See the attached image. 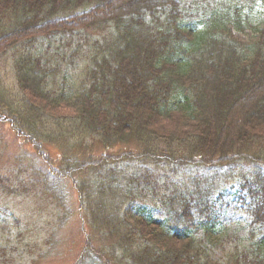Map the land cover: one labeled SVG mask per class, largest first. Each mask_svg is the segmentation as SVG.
<instances>
[{
	"label": "trees",
	"instance_id": "1",
	"mask_svg": "<svg viewBox=\"0 0 264 264\" xmlns=\"http://www.w3.org/2000/svg\"><path fill=\"white\" fill-rule=\"evenodd\" d=\"M12 50L0 110L53 168L24 152L29 186L1 173L0 195L62 210L49 250L71 222L73 264H264V0H0ZM4 212L0 264H23L35 242Z\"/></svg>",
	"mask_w": 264,
	"mask_h": 264
},
{
	"label": "rangeland",
	"instance_id": "2",
	"mask_svg": "<svg viewBox=\"0 0 264 264\" xmlns=\"http://www.w3.org/2000/svg\"><path fill=\"white\" fill-rule=\"evenodd\" d=\"M18 54V51L12 50L6 56L0 59V73L6 80L8 87H15L14 69L15 62L18 59ZM9 120L11 119H7L1 109L0 174H4V178L7 179L12 176L13 181H16L19 177L20 180L17 185L18 188H22L24 186H29V179L32 177L31 165L33 162L32 160L26 159L24 156H22V154L28 151L34 156V153L38 154V151L35 150L32 145L35 140L30 139L31 137L28 136L27 133L16 132V130L13 128L12 122H9ZM28 139H30L31 142ZM40 151L41 154L39 153L36 155V157L41 160V163L47 164L49 168H53L50 161L48 160V152L45 149V152H42V149ZM133 169L135 170V167H133ZM246 172L249 175L248 170H246ZM182 177L185 178L181 179ZM188 177H190L189 174H183L181 177H178V179L176 178V180H178V182H182L184 185L187 183ZM207 177H210L207 172L200 173V180ZM187 184V188L191 189L192 183L189 182ZM32 188L35 189V187H31V189ZM20 191L23 192L25 189ZM44 196L45 198L41 199L40 203L37 202L36 204L34 201H28V198L8 199L0 195V214L3 215L2 220L4 221V211H6V213L12 211L15 217L19 218L21 225L28 226V228L25 229L27 231H21V233L23 237L31 239L33 242H35L36 244L30 243L29 246H36V248H34L35 251L33 252L32 256H30L28 253L27 255L24 254V258L22 259L23 264H31L33 257H37L40 254H44L46 258L37 264H73L79 251L81 250V237L76 233L77 224H71V222L69 223L70 227L67 231V233L70 235L69 244H67L65 247L61 246L60 250H57L56 252L54 250H49L48 245H50L52 242L48 239L51 234L48 236L47 232L51 229V226L57 223V215L59 212L61 213L62 210L57 205L53 204L51 198H47L48 196L46 195ZM209 200L210 203H215V197H212ZM226 200H228L232 206L228 205L226 208L221 207V209H219L220 211L216 208L215 209L218 210L217 213L220 216L221 221H229L230 225L228 228L235 225L232 227V229H237V222L245 221L247 217L245 216L244 212H239L236 210L235 207L237 203L234 202L233 193H231L230 197H227ZM14 210L16 212H14ZM6 229H8V227L5 226L4 229V222L0 224V231L4 232ZM32 231L34 232L31 235ZM26 244L27 243H25V245ZM25 250L26 249L23 248L22 252Z\"/></svg>",
	"mask_w": 264,
	"mask_h": 264
}]
</instances>
